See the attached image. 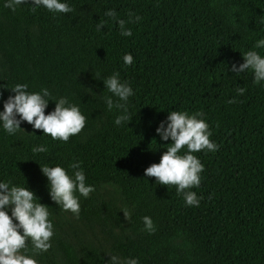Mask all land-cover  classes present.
<instances>
[{
	"label": "trees",
	"instance_id": "1",
	"mask_svg": "<svg viewBox=\"0 0 264 264\" xmlns=\"http://www.w3.org/2000/svg\"><path fill=\"white\" fill-rule=\"evenodd\" d=\"M61 2L74 11L33 10L29 0L13 12L0 0V112L14 97L12 88L27 84L30 93L49 91L45 115L67 98L86 117L84 129L67 143L26 121L9 135L0 122V182L32 191L49 208L54 228L47 252L34 253L29 240L22 254L40 264H109L99 249L69 238L63 227L68 217L98 227L122 262L264 264V81L254 83L251 70H232L249 50L264 57V48H255L264 39V0ZM108 10L130 21L131 36L121 35ZM126 54L133 56L131 65L124 63ZM114 73L134 93L126 105L132 119L121 125L115 120L124 110H109L104 99L118 101L104 84ZM172 111L203 112L210 140L219 146L193 153L204 166L199 187L190 189L198 207L187 206L176 186L145 176L173 143L157 134ZM41 145L48 151L34 153ZM73 163L95 189L87 198L76 193L79 218L52 200L49 186H37L47 180L44 166L58 165L72 175ZM101 185L118 188L127 220L114 199L98 194ZM145 216L155 226L152 234L145 230Z\"/></svg>",
	"mask_w": 264,
	"mask_h": 264
},
{
	"label": "clouds",
	"instance_id": "2",
	"mask_svg": "<svg viewBox=\"0 0 264 264\" xmlns=\"http://www.w3.org/2000/svg\"><path fill=\"white\" fill-rule=\"evenodd\" d=\"M28 3L29 0H6L4 7L15 12L19 6ZM31 4L35 5L30 7L33 10L43 6L53 13L67 14L74 11L61 0H31ZM105 15L118 20L121 35H132L131 29L126 28V24L130 21L120 20L114 10H108ZM140 19L138 16L135 17L136 21ZM102 27L103 24H98L97 30H101ZM255 48H264V39L257 41ZM123 60L126 65H131L133 56L126 54ZM243 60L244 63L238 68L234 64L232 70L237 73L251 70L254 73V83L259 84L264 81V57L255 50H249L243 55ZM104 84L107 92L118 98V101H114L111 96L104 97L108 109L115 107L124 110V114L117 117L115 124L121 125L125 121H131L132 117L127 114L126 107L129 97L134 95L131 86L127 82H121L119 73L104 79ZM27 89V84H16L11 90L15 93L14 97L9 96L3 105L4 111L0 112V122L6 133L15 135L17 131L22 130L21 123L26 121L33 125L34 129L42 130L44 135L50 136L53 140L67 143L70 137L84 129L86 117L81 113L80 108L71 104L67 98H60L55 102V110L45 115L49 103L47 99L50 95L49 91L42 89L40 92L30 93ZM237 91L238 94L243 95L245 89L240 87ZM234 102L229 101V103ZM202 116L203 112L191 115L186 111L170 112L167 127L165 128L162 122L157 128V134L162 140L171 139L173 143L167 145L158 164H152L145 170V176L156 178L159 184L176 186L177 194L183 193L186 205L195 207L199 206L200 200L196 192L190 189L199 187L200 174L204 171V166L193 153L202 150L214 152L219 147L210 140L212 133L207 122L200 118ZM185 148L187 151L181 154ZM47 151V147L43 145L33 148L34 153ZM70 168L74 170L72 175L58 165L44 166L41 171L49 181L52 200L65 211H71L76 218H79L80 202L76 193L87 198L95 189L86 185V177L79 163L71 164ZM8 205H14L11 216L3 210ZM48 209L38 202L34 193L27 187L11 186V181L0 182V264H37L35 258L22 254L21 250L26 248L29 240L36 254L47 252L51 248L50 241L54 235V228L49 219ZM123 213L127 220L130 213L128 211ZM13 218L18 223H13ZM143 223L146 231L150 234L154 233L155 226L150 217H143ZM110 264H138V261L128 259L122 262L118 256L113 255Z\"/></svg>",
	"mask_w": 264,
	"mask_h": 264
},
{
	"label": "rangeland",
	"instance_id": "3",
	"mask_svg": "<svg viewBox=\"0 0 264 264\" xmlns=\"http://www.w3.org/2000/svg\"><path fill=\"white\" fill-rule=\"evenodd\" d=\"M37 186L47 187L49 186V181L44 180ZM98 194L101 195L104 199L112 198L115 200L117 207L119 208L122 218L124 217V211H127V208L124 202L121 199L119 190L116 186L113 185H101L98 187ZM8 205L5 207V211L10 207ZM65 232L69 238L75 243L81 246H84L87 249H99L102 251L107 258L109 264L111 256L114 254L110 251V242L108 238L102 233V231L93 225L92 223H84L83 221H71V218H66L64 220ZM40 264V263H37Z\"/></svg>",
	"mask_w": 264,
	"mask_h": 264
}]
</instances>
